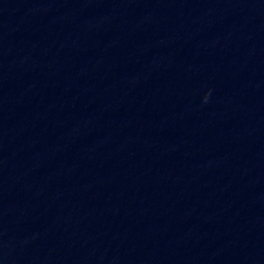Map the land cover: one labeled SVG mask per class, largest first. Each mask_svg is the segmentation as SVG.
<instances>
[{
    "label": "water",
    "instance_id": "1",
    "mask_svg": "<svg viewBox=\"0 0 264 264\" xmlns=\"http://www.w3.org/2000/svg\"><path fill=\"white\" fill-rule=\"evenodd\" d=\"M0 264H264V0H0Z\"/></svg>",
    "mask_w": 264,
    "mask_h": 264
}]
</instances>
